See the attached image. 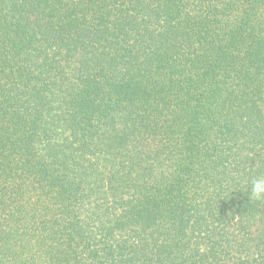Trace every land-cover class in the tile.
<instances>
[{"label":"trees","instance_id":"16d2710c","mask_svg":"<svg viewBox=\"0 0 264 264\" xmlns=\"http://www.w3.org/2000/svg\"><path fill=\"white\" fill-rule=\"evenodd\" d=\"M264 0H0V264H264Z\"/></svg>","mask_w":264,"mask_h":264},{"label":"clouds","instance_id":"9594fccd","mask_svg":"<svg viewBox=\"0 0 264 264\" xmlns=\"http://www.w3.org/2000/svg\"><path fill=\"white\" fill-rule=\"evenodd\" d=\"M249 198L264 200V179H256L251 182Z\"/></svg>","mask_w":264,"mask_h":264}]
</instances>
